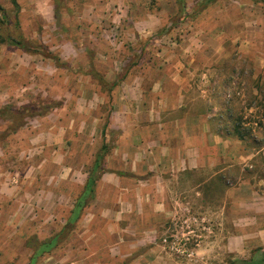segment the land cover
Returning a JSON list of instances; mask_svg holds the SVG:
<instances>
[{"label":"rangeland","instance_id":"1","mask_svg":"<svg viewBox=\"0 0 264 264\" xmlns=\"http://www.w3.org/2000/svg\"><path fill=\"white\" fill-rule=\"evenodd\" d=\"M9 38L37 54L15 49ZM128 93H186L187 112L215 115L208 132L221 138L215 154L227 133L242 132V141L226 143L234 166L223 180L209 179L201 167L202 183L194 187L196 175L174 177L162 207L155 194V207L141 202L140 216L124 205L128 213L112 219L110 237L100 218L98 239L86 241L79 219L37 264H227L257 249L245 244L238 255L229 238L238 232L239 198L263 187L264 0H184V9L176 0H0V191L5 176L34 171L40 186L54 176L50 182L61 195L57 210H35L24 221L22 186L16 182L9 196L0 192V264H27L28 240L62 231L68 206L81 193L74 179L90 170L101 148L109 154L115 147L120 131L106 129L114 108L136 119L123 98ZM57 132L62 140L55 151ZM243 155L253 157L243 162ZM63 173L66 179L59 178ZM240 177L246 180L241 192ZM130 183L99 188L88 204L133 206V194L121 190ZM41 197L35 195L37 203Z\"/></svg>","mask_w":264,"mask_h":264},{"label":"crops","instance_id":"2","mask_svg":"<svg viewBox=\"0 0 264 264\" xmlns=\"http://www.w3.org/2000/svg\"><path fill=\"white\" fill-rule=\"evenodd\" d=\"M185 94H125L123 96V98H126L125 102H128L130 106H134L132 111L136 119L133 121L127 120L126 108H124V113H121L122 111L118 106L114 108L106 129L111 132L119 130L120 134L115 136L117 138L113 140L115 147L103 158V171L96 183L94 194L99 188L111 190L113 186H119L121 182L123 183V179H129L131 181L130 185L121 190L133 194L134 205L132 206L130 202L124 200L120 206H101L94 202L88 204L83 209L80 217V223L84 228L83 236H87L86 241L98 239L100 232L97 226L100 218H103L105 236L110 237L114 227L112 219L119 214L128 213L127 205L130 211H133L136 216H140L142 214L140 203L143 202L144 207L154 208L156 204L152 201V197L159 194L161 201L158 205L162 207L163 197L166 198L170 193V184L174 177L184 179L196 175L199 178L201 167H205V170L210 171L208 174L209 179L222 175L220 179L223 180L227 176L226 172L234 166L231 151L226 145L227 140H233L232 137H224L221 140L224 142L223 149L215 154L214 146L217 139L220 140L221 138L219 139L216 134L211 138V135L208 134L211 121L209 118H215V115L212 114L210 117L209 112L203 114L202 111L194 110L193 107H190L193 108V112H187V107L183 105ZM148 97L154 99L155 103L153 105L149 106L145 103V99H148ZM174 113L177 116H170ZM117 118L126 119V121L116 120ZM152 118H154V121ZM53 125L58 124L54 123ZM100 135H102V129ZM201 136H204V138L206 136L208 141ZM61 137L62 135H59L58 132L53 136L54 144L57 147L55 151L59 148L58 144L62 140ZM201 140L204 141V145H201ZM261 151H264V145L261 147ZM252 157L253 155L239 156L243 162L250 160ZM52 163L60 164V162L56 163L54 158H52ZM65 169L71 171L70 168L65 167ZM88 173L89 171H81V178L79 180L74 179V182L80 186L81 192L88 178ZM74 175L75 171H72L70 180ZM38 178L39 172L33 171L22 175L5 176V180L1 182L0 192L4 196L13 194V187H15L16 182L17 188L18 185L22 186L20 188H22L21 193L23 196H21V201L18 203V209L23 208L21 212H24L20 214L21 220L25 221L31 215L34 216L35 210L55 211L59 208L61 195L54 189L55 183H51V180H55V177H47L45 186L39 185ZM59 178L66 179V174H61ZM262 179V188L251 189L248 196L240 197L237 202L239 215L233 220V226L238 228V232L229 238V245L232 248L233 242H236L239 247L235 250V253L238 255L243 256L245 254L244 249L247 248L245 244L253 248L261 247L264 249V178ZM202 181L204 182L205 178ZM244 181L246 180L242 177L238 179L239 192L245 189H242ZM199 182L202 183L200 178L193 181L192 187L197 183L199 185ZM229 190L227 188V191ZM38 193H43L41 203H37L38 199H35V195ZM224 193L226 197V191ZM124 205L126 206L124 207ZM71 209L72 203L69 204L67 212L69 213ZM26 212H28V215H25ZM259 217L263 218L259 219ZM247 228H251V230L248 231Z\"/></svg>","mask_w":264,"mask_h":264},{"label":"trees","instance_id":"3","mask_svg":"<svg viewBox=\"0 0 264 264\" xmlns=\"http://www.w3.org/2000/svg\"><path fill=\"white\" fill-rule=\"evenodd\" d=\"M213 1L215 0H205V3H211ZM176 2L177 4H179L181 9H184V0H176ZM6 42L10 46H13L15 49L20 50L25 54H37L38 52L37 49H32L28 47L27 44H25L24 42L16 39L9 38ZM41 48L44 51V57L48 59L53 58V55L50 51L46 50L44 47ZM115 85L116 84L113 83L108 90H111ZM227 134L229 137L237 138V140L239 141L243 140L242 132L238 131V129L236 128L232 131V133ZM105 150L106 147L101 148V152H99L95 157L89 170L88 178L83 186V191L75 199V203L73 204V207L69 212V217L66 221L65 226L62 228V231L58 235H55L54 237L44 240L42 242H38L36 238H31L27 241L26 246L32 251V254L29 257L27 264H37L38 259L42 257L43 254L49 253L59 244L60 236H63L65 229L74 227V225L79 221L83 209L87 206L88 201L93 197L96 183L98 182L100 174L103 171V158L107 154V150ZM227 264H264V249L257 248L253 250L249 258L247 259H229Z\"/></svg>","mask_w":264,"mask_h":264}]
</instances>
